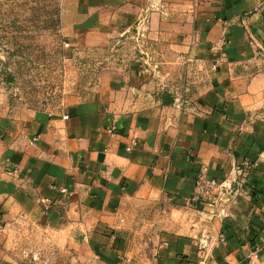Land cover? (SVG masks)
I'll list each match as a JSON object with an SVG mask.
<instances>
[{
  "label": "crops",
  "instance_id": "0c3cea01",
  "mask_svg": "<svg viewBox=\"0 0 264 264\" xmlns=\"http://www.w3.org/2000/svg\"><path fill=\"white\" fill-rule=\"evenodd\" d=\"M139 23L136 59L61 109L17 110L0 83V264H196L201 235L206 264H264V0L62 3L73 46ZM245 161L234 219L196 221L199 170Z\"/></svg>",
  "mask_w": 264,
  "mask_h": 264
},
{
  "label": "rangeland",
  "instance_id": "374dc122",
  "mask_svg": "<svg viewBox=\"0 0 264 264\" xmlns=\"http://www.w3.org/2000/svg\"><path fill=\"white\" fill-rule=\"evenodd\" d=\"M63 1L0 0V83L7 102L17 110L63 108L69 98L92 87L102 68L136 59L144 45L145 39L131 28L111 38L106 48L73 46L60 31ZM196 214V221H210ZM194 241L200 252L196 264H206L209 241L202 235Z\"/></svg>",
  "mask_w": 264,
  "mask_h": 264
},
{
  "label": "built area",
  "instance_id": "2783aa9c",
  "mask_svg": "<svg viewBox=\"0 0 264 264\" xmlns=\"http://www.w3.org/2000/svg\"><path fill=\"white\" fill-rule=\"evenodd\" d=\"M140 25L141 23L136 25V34L143 41L145 39V31L139 29ZM65 46H68V44H65ZM113 130L114 127H111L108 132L111 133ZM36 141L37 138L33 139L31 144ZM136 147H138V140L136 137H132L126 145L125 150L131 152ZM255 166V162L245 161L241 165L236 166L222 180L208 177L206 169L201 168L194 179L192 193L184 202V207L193 209L200 214H205L208 220H213L215 218L222 220L226 218L234 219L230 213V208L236 204L238 197L241 196L243 187L249 178L250 171ZM60 192L72 196V193H68L65 189H61ZM2 228L0 223V231ZM220 241H224L223 236L220 237ZM32 260L38 261V254H33ZM243 264L250 263L246 262Z\"/></svg>",
  "mask_w": 264,
  "mask_h": 264
}]
</instances>
